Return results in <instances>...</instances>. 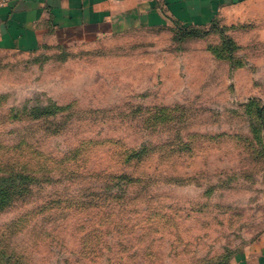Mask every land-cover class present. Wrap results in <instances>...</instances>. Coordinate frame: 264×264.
Returning <instances> with one entry per match:
<instances>
[{
  "label": "rangeland",
  "instance_id": "1",
  "mask_svg": "<svg viewBox=\"0 0 264 264\" xmlns=\"http://www.w3.org/2000/svg\"><path fill=\"white\" fill-rule=\"evenodd\" d=\"M203 31L0 53V264H229L264 238V20Z\"/></svg>",
  "mask_w": 264,
  "mask_h": 264
},
{
  "label": "crops",
  "instance_id": "2",
  "mask_svg": "<svg viewBox=\"0 0 264 264\" xmlns=\"http://www.w3.org/2000/svg\"><path fill=\"white\" fill-rule=\"evenodd\" d=\"M262 20L264 0H12L0 7V53L72 51L141 30H209ZM229 264H264V238Z\"/></svg>",
  "mask_w": 264,
  "mask_h": 264
},
{
  "label": "trees",
  "instance_id": "3",
  "mask_svg": "<svg viewBox=\"0 0 264 264\" xmlns=\"http://www.w3.org/2000/svg\"><path fill=\"white\" fill-rule=\"evenodd\" d=\"M213 28L215 30H218L221 32V35L225 34L224 32L226 31V27H221L220 25L218 24H214L213 25ZM197 33H200L198 29H180V35L177 34L176 37H199V36H204L206 35L205 34V31H203L201 34H197Z\"/></svg>",
  "mask_w": 264,
  "mask_h": 264
},
{
  "label": "built area",
  "instance_id": "4",
  "mask_svg": "<svg viewBox=\"0 0 264 264\" xmlns=\"http://www.w3.org/2000/svg\"><path fill=\"white\" fill-rule=\"evenodd\" d=\"M12 0H0V7L7 6L11 3Z\"/></svg>",
  "mask_w": 264,
  "mask_h": 264
}]
</instances>
